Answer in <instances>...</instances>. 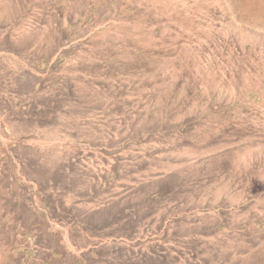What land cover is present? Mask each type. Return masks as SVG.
Listing matches in <instances>:
<instances>
[{
	"label": "rangeland",
	"instance_id": "rangeland-1",
	"mask_svg": "<svg viewBox=\"0 0 264 264\" xmlns=\"http://www.w3.org/2000/svg\"><path fill=\"white\" fill-rule=\"evenodd\" d=\"M0 264H264V0H0Z\"/></svg>",
	"mask_w": 264,
	"mask_h": 264
}]
</instances>
